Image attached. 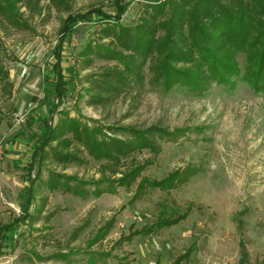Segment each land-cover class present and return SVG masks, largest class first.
Instances as JSON below:
<instances>
[{
	"label": "rangeland",
	"instance_id": "obj_1",
	"mask_svg": "<svg viewBox=\"0 0 264 264\" xmlns=\"http://www.w3.org/2000/svg\"><path fill=\"white\" fill-rule=\"evenodd\" d=\"M11 1L19 24L0 15V224L21 215L20 195L29 184L25 167L44 131L43 120L57 103L52 68L63 21L92 8L116 14L114 0ZM122 2L121 24L134 26L144 3ZM105 26L101 17L89 15L65 40L66 95L53 125L67 113L106 132L150 126L180 130L174 139L157 138L156 153L144 150L123 158L119 170L147 161L143 176L150 179L188 166L199 173L178 189L152 190L139 200H133L134 186L96 196L104 162L75 141L68 147L67 134L47 148L31 217L12 241L4 242L0 264H173L189 248L191 256L182 264H241V241L249 254L247 264H264V95L244 83L233 91L213 85L203 95L164 90L149 84L145 67L143 83L93 104L92 81L117 65L98 52L99 45L113 40L102 31ZM85 50L90 51L87 57ZM161 203L191 210L177 225L126 240L156 220Z\"/></svg>",
	"mask_w": 264,
	"mask_h": 264
},
{
	"label": "trees",
	"instance_id": "obj_2",
	"mask_svg": "<svg viewBox=\"0 0 264 264\" xmlns=\"http://www.w3.org/2000/svg\"><path fill=\"white\" fill-rule=\"evenodd\" d=\"M143 12L134 26L121 24L126 6L122 0H114L115 16L100 8L85 13L69 15L61 27V36L54 52L55 63L52 72L55 77L57 103L50 106L49 118L43 120L44 131L36 141L31 160L27 164L29 184L21 193L23 200L21 215L6 224H0V257L4 254V242L13 240L20 225L30 217L37 182L41 178V167L47 157V148L53 141L66 137L69 147L72 141L83 145L96 161L104 162L103 176L96 182L93 193L98 196L113 193L117 187L127 190L135 187L133 200H139L149 191L168 192L188 183L199 173V169L188 166L169 173L164 178L150 179L143 176L149 162H134L130 168L121 171L123 158L136 152L160 150L157 138L168 136L174 139L180 132H168L158 126L145 129L135 127L107 128L89 127L76 119L61 114L56 125L53 115L66 95V77L62 67L64 43L73 33L76 25L89 15H97L106 23L102 29L113 40L106 46H98V52L105 60L115 61L116 66L107 68L93 80L89 91L93 104L107 102L112 95H118L134 84L143 83V69L147 67L149 84L164 90L183 88L191 94L203 95L213 85L225 86L229 91L239 83L246 84L254 92L264 95V0H142ZM0 15H6L15 25L14 2L0 0ZM90 47V46H89ZM91 50V47L88 48ZM90 51L82 52L87 57ZM240 60L243 62L240 63ZM48 78H44V83ZM35 171V175L31 173ZM107 171H111L109 175ZM156 220L142 229L132 232L126 240L135 236L146 237L164 228L179 224L186 219L191 207L185 211L159 205ZM238 225H242L239 220ZM112 222L104 229L108 232ZM102 236V237H103ZM241 264H247L249 254L240 242ZM193 248L178 256L173 264L189 260Z\"/></svg>",
	"mask_w": 264,
	"mask_h": 264
},
{
	"label": "crops",
	"instance_id": "obj_3",
	"mask_svg": "<svg viewBox=\"0 0 264 264\" xmlns=\"http://www.w3.org/2000/svg\"><path fill=\"white\" fill-rule=\"evenodd\" d=\"M55 63V62H54ZM32 152H33V150H32ZM31 155H32V153H31ZM13 160H12V162H14V159H16V158H12ZM31 160V159H30ZM26 168V167H25Z\"/></svg>",
	"mask_w": 264,
	"mask_h": 264
},
{
	"label": "built area",
	"instance_id": "obj_4",
	"mask_svg": "<svg viewBox=\"0 0 264 264\" xmlns=\"http://www.w3.org/2000/svg\"><path fill=\"white\" fill-rule=\"evenodd\" d=\"M19 120H22V118H19Z\"/></svg>",
	"mask_w": 264,
	"mask_h": 264
}]
</instances>
